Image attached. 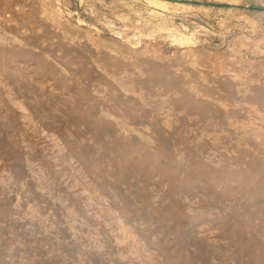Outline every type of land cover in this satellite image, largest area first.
Wrapping results in <instances>:
<instances>
[{
    "label": "rangeland",
    "instance_id": "1",
    "mask_svg": "<svg viewBox=\"0 0 264 264\" xmlns=\"http://www.w3.org/2000/svg\"><path fill=\"white\" fill-rule=\"evenodd\" d=\"M0 264H264V0H0Z\"/></svg>",
    "mask_w": 264,
    "mask_h": 264
},
{
    "label": "bare ground",
    "instance_id": "2",
    "mask_svg": "<svg viewBox=\"0 0 264 264\" xmlns=\"http://www.w3.org/2000/svg\"><path fill=\"white\" fill-rule=\"evenodd\" d=\"M252 156V154H250L249 152H246V151H243L242 153H241V157H240V159L238 158V159H236V161L238 162V163H244V156ZM129 160V159H128ZM153 161V160H152ZM244 166V165H243ZM247 167L249 168V169H252V170H254L255 168L256 169H258L259 167H263L257 160H256V162H251V163H247ZM228 175H229V173H228ZM234 174H232V173H230V176H233ZM230 176H229V178H230ZM237 177H238V175H237ZM241 177V176H240ZM234 178V177H233ZM252 178L251 177H249L247 180L248 181H250ZM211 184V183H210ZM194 185V184H193ZM179 186H181V185H179ZM225 187H227V186H225ZM222 188V187H221ZM226 189V188H225ZM224 190V189H223ZM226 191V190H225ZM230 191V190H229ZM227 192V191H226ZM232 192V191H231ZM258 192V191H257ZM231 195V194H230ZM240 195V194H239ZM233 196V195H232ZM222 199H224V198H222ZM242 201V200H241ZM252 201V200H251ZM171 253V252H170ZM184 255V254H183ZM183 261V260H182ZM184 262V261H183Z\"/></svg>",
    "mask_w": 264,
    "mask_h": 264
}]
</instances>
